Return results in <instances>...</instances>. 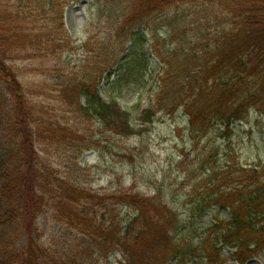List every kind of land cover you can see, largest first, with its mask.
<instances>
[{
	"label": "trees",
	"instance_id": "1",
	"mask_svg": "<svg viewBox=\"0 0 264 264\" xmlns=\"http://www.w3.org/2000/svg\"><path fill=\"white\" fill-rule=\"evenodd\" d=\"M80 1L0 0V264H94L96 254L113 251L122 254L120 264H155L167 253H177L169 236L176 217L161 204L149 208L137 195L81 189L39 163L37 137L49 138L59 130L36 118L15 62L24 55L60 59L72 50L65 14ZM190 4L189 13L173 18L169 29L179 36L182 28L193 25L188 20L193 18L200 22L197 42L190 47L186 37L181 39V55L175 53L180 56L170 63L173 76H164L151 90L157 91V108L173 114L184 107L195 132L213 128L231 137L235 124L264 96V0H108L101 10L117 41L105 42L100 58L83 77L61 76V99L110 131L129 132V113L116 100L103 98L100 83L124 69L132 54L119 57L145 22ZM204 174L202 181L209 187L204 200L227 212L210 226L215 233L211 247L218 249V256L233 250V259L245 264L264 250V165L211 167ZM117 204L134 205L135 215L117 221ZM48 205L60 222L82 235L68 258H50L40 245L38 217ZM97 208H104L103 215ZM23 234L28 243L20 247Z\"/></svg>",
	"mask_w": 264,
	"mask_h": 264
},
{
	"label": "rangeland",
	"instance_id": "2",
	"mask_svg": "<svg viewBox=\"0 0 264 264\" xmlns=\"http://www.w3.org/2000/svg\"><path fill=\"white\" fill-rule=\"evenodd\" d=\"M107 1L81 0L67 7L65 23L73 49L60 59L24 55L15 62L36 118L59 130L49 138L37 137L40 165L81 189L107 196L137 195L149 208L151 203L167 208L176 217L169 236L177 253L169 249L171 252L155 264H240L233 259V250H222L218 256V249L211 247L215 233L210 226L214 219H224L227 212L204 200L208 186L202 180L205 169L211 167L264 165V96L259 106L252 107L235 124L231 137L213 128L206 133L195 132L182 106L173 114L157 108V91L151 87L164 76H173L170 63L181 55L177 49L182 48V38L186 37L190 47L197 42L200 22L193 18L188 19L193 25L182 28L179 36L170 32L173 18L188 14L193 4L176 6L168 15L155 16L143 24V31L130 37L126 54L119 57L132 54L124 61V69L116 72V66V74L101 81L103 98L116 100L130 115L129 132L106 129L81 109L67 105L57 89L61 76L83 77L100 58L105 42L117 41L106 11L101 10ZM89 40L90 49L86 50L84 45ZM131 59L135 63L127 66ZM98 211L99 215L105 212L104 208ZM135 213L134 205L114 206L117 221L126 222ZM38 227L40 245L50 258H68L82 238L78 230L58 220L52 205L39 215ZM27 243L28 235L23 234L19 245L25 247ZM93 260L94 264H120L123 256L113 251L96 254ZM245 264H264V250Z\"/></svg>",
	"mask_w": 264,
	"mask_h": 264
}]
</instances>
